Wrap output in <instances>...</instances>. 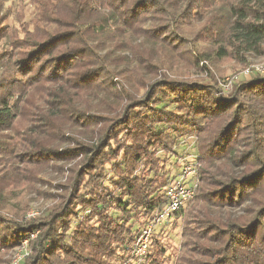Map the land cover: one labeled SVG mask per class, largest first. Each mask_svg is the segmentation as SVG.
I'll return each instance as SVG.
<instances>
[{
  "label": "trees",
  "instance_id": "obj_1",
  "mask_svg": "<svg viewBox=\"0 0 264 264\" xmlns=\"http://www.w3.org/2000/svg\"><path fill=\"white\" fill-rule=\"evenodd\" d=\"M31 4L27 26L4 29L0 0L3 171L71 168L59 204L28 220L5 212L0 174V264L23 243L19 264H136V227L165 206L180 160L198 169L194 197L142 264L172 256L165 232L180 225L176 264H264V74L224 91L211 69L264 55V0Z\"/></svg>",
  "mask_w": 264,
  "mask_h": 264
},
{
  "label": "rangeland",
  "instance_id": "obj_2",
  "mask_svg": "<svg viewBox=\"0 0 264 264\" xmlns=\"http://www.w3.org/2000/svg\"><path fill=\"white\" fill-rule=\"evenodd\" d=\"M4 2V10L7 12V18L5 19L2 28L10 29L12 27H19L20 25L22 27L27 26L26 24H29L30 21L34 18V8L32 6V0H3ZM264 62V55L260 57H249L247 58L246 65L242 66L237 64L235 61L227 58L224 59L214 65L213 68L208 65L209 68L213 70V74L215 76V80L217 82H221L223 79L230 84L234 81V79H243L244 76L243 71L246 68L245 66L248 65H254V64H260ZM201 78L195 76H191L189 79H196ZM204 78V76H203ZM235 80V81H236ZM234 81V83H235ZM230 87V86H229ZM230 89V88H229ZM22 130L25 128V124L22 125ZM188 141L192 143L193 139L188 138ZM5 142H8L9 144L12 142L9 136H6ZM13 143V142H12ZM5 144V143H2ZM8 147V146H6ZM7 151V148H4L1 146L0 148V162L3 163L5 161V158L7 156H4V154ZM185 154V153H184ZM185 161H192V159H187ZM181 160L178 162L180 165ZM59 164V163H57ZM55 162L50 161L48 164H41V165H20L17 164L15 168H19L20 172L14 171V169H8V173H5L3 171L5 168L10 167L7 164H0V171H2L0 174L3 175L0 176L3 179H5V182H9V185H4V189L2 190L3 193V201L5 205L7 206L5 212H9L11 210V214H18L19 216H22L24 220L28 219H34L38 218L40 214L45 213L46 211L50 210L51 207L54 205L59 204L61 201L59 195L62 196L64 191H62L61 184L65 183L67 176H69V169L71 168V164H63L60 163L57 165ZM185 164V163H184ZM178 168L180 169L181 167ZM200 164H198L199 167ZM178 168L171 166V171L169 172L171 177L178 175ZM197 169V168H196ZM198 172V169L196 170ZM196 172V173H197ZM196 187L198 185V174H196ZM13 181L15 183H13ZM196 190V188H195ZM195 204V202L190 203L189 207H192ZM9 209V210H8ZM81 216H85L83 213H80L78 215V218L80 219ZM159 219V220H158ZM162 221L160 217H155V215H152L151 218L146 219L145 221L140 220L141 224L139 226L137 225V230H140V234H143V236L137 240V244L133 247L135 251V261L138 264H142L145 260V257L147 255V252L149 250V241L150 237L152 236L155 229H157L159 223ZM139 222V223H140ZM180 224V223H179ZM167 229L168 226H165ZM180 227L182 225L178 226L174 232L175 235H173V231H166L165 234L170 238L172 236V256L167 258L165 257V263L164 264H176V259L178 258V254L180 251V241L181 236L179 238V235H181ZM140 228V229H139ZM171 229V227H170ZM172 230V229H171ZM145 231L147 233H145ZM177 232V233H176ZM164 234V235H165ZM139 237V236H138ZM165 246H169V240L164 242ZM142 247L141 251H139V248ZM27 248H25V244L23 243L21 247L13 249L10 253V262L9 264H19L21 263V260L24 259L26 254H28V250L25 251ZM138 261H137V260ZM136 263V264H137Z\"/></svg>",
  "mask_w": 264,
  "mask_h": 264
},
{
  "label": "built area",
  "instance_id": "obj_3",
  "mask_svg": "<svg viewBox=\"0 0 264 264\" xmlns=\"http://www.w3.org/2000/svg\"><path fill=\"white\" fill-rule=\"evenodd\" d=\"M244 76L255 74H264V62L260 64L248 65L243 71ZM230 82L222 86L224 91H228ZM178 175L172 177L167 184L164 192L166 204L155 217H160L161 220L170 217L175 211L184 208L194 197L196 188V169L194 166L185 163L180 166ZM159 220V219H158ZM160 222V221H159ZM145 233H147L145 231ZM143 234L139 235V239ZM142 247L139 248L141 251Z\"/></svg>",
  "mask_w": 264,
  "mask_h": 264
}]
</instances>
